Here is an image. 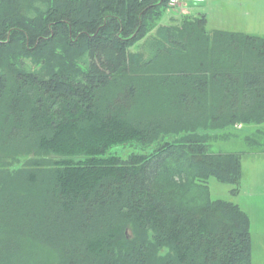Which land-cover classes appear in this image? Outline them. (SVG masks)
I'll return each instance as SVG.
<instances>
[{"label": "trees", "instance_id": "16d2710c", "mask_svg": "<svg viewBox=\"0 0 264 264\" xmlns=\"http://www.w3.org/2000/svg\"><path fill=\"white\" fill-rule=\"evenodd\" d=\"M168 2L0 0V264H253L208 185L235 194L244 153L208 142L264 125V37Z\"/></svg>", "mask_w": 264, "mask_h": 264}, {"label": "rangeland", "instance_id": "374dc122", "mask_svg": "<svg viewBox=\"0 0 264 264\" xmlns=\"http://www.w3.org/2000/svg\"><path fill=\"white\" fill-rule=\"evenodd\" d=\"M181 0L177 6H170L161 19L162 24L179 19L182 14L201 15L209 18L206 28L230 29L234 25L244 29L261 23L264 25V0H211V2ZM189 3L188 6H186ZM199 3V4H198ZM181 9L183 12H181ZM229 21H232L229 23ZM251 29V28H248ZM264 32V30H262ZM133 47L131 50H135ZM260 128L259 132H255ZM209 151L243 152L242 176L239 190L233 194L231 186L213 178L208 185L212 199H223L237 203L249 216L254 264H264V125L229 126L217 132L209 131ZM250 136V143L245 138ZM149 152L136 143L118 144L108 149L107 154L127 157L132 153ZM14 165V169L19 167ZM13 169V168H12Z\"/></svg>", "mask_w": 264, "mask_h": 264}, {"label": "crops", "instance_id": "0c3cea01", "mask_svg": "<svg viewBox=\"0 0 264 264\" xmlns=\"http://www.w3.org/2000/svg\"><path fill=\"white\" fill-rule=\"evenodd\" d=\"M205 1H207V0H205ZM208 2H211V0H209ZM188 5H189V3L186 6H188ZM183 11L181 9V12H183ZM202 14L205 15V17H206V25L208 26L209 25V18L207 17L205 12H202ZM230 22H232V21H229V23ZM248 28H251V29H248ZM206 29L209 32L213 31V30H225V31H233V32H243V33L250 34V35H257V36H263L264 37V32L262 31V30H264V25L263 24L261 25V23H255L254 25H252L250 27H247V28H244V29H240V28H238V27H236L234 25H231V28L227 29V30L226 29H222V28L219 29V28H216V27H211V28H206ZM248 125H255V124H248ZM238 126H240V125H238ZM242 126L243 125H241V128H242ZM252 262H253V253H252Z\"/></svg>", "mask_w": 264, "mask_h": 264}, {"label": "built area", "instance_id": "2783aa9c", "mask_svg": "<svg viewBox=\"0 0 264 264\" xmlns=\"http://www.w3.org/2000/svg\"><path fill=\"white\" fill-rule=\"evenodd\" d=\"M180 1L181 0H169L168 3L170 6H177ZM189 1L200 2V1H204V0H189Z\"/></svg>", "mask_w": 264, "mask_h": 264}]
</instances>
